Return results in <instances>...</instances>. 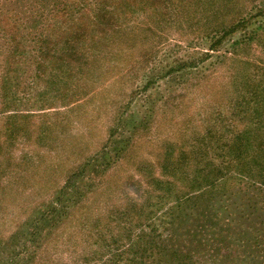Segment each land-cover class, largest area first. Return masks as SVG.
Masks as SVG:
<instances>
[{"label": "rangeland", "instance_id": "1", "mask_svg": "<svg viewBox=\"0 0 264 264\" xmlns=\"http://www.w3.org/2000/svg\"><path fill=\"white\" fill-rule=\"evenodd\" d=\"M258 1L232 2V12L229 0H109L113 29L94 28L69 61L56 43L72 37L58 15L71 0H0V264H102L126 244L152 246L149 263L264 264L262 177L232 160L220 167L222 147L254 123L231 110L237 88L264 85V34L217 49L206 37ZM256 6L249 31L264 20ZM253 127L264 135V121ZM208 132L221 138L213 147ZM221 168L228 175L215 182ZM205 224L221 228L207 236L212 247L185 236ZM167 241L178 260L159 255Z\"/></svg>", "mask_w": 264, "mask_h": 264}, {"label": "trees", "instance_id": "2", "mask_svg": "<svg viewBox=\"0 0 264 264\" xmlns=\"http://www.w3.org/2000/svg\"><path fill=\"white\" fill-rule=\"evenodd\" d=\"M88 1H90V3H92V5L94 7L90 3L88 4V2H86L87 4H85V3H80V4L76 3L75 4L74 1L71 0V3H68L67 8H60V10H58V15L60 17H63L62 22L64 24L65 23L71 24L70 26H68L71 28V30L67 31L65 34L72 36V37L71 38H64L62 40V42L56 43L58 45L62 43V47L59 50L60 51L63 50L64 52L66 51V53H67L66 57L67 58L69 57V61H75V59H78V60L80 59L78 50H79V48H81V43L85 40V38H86L85 36L87 34H90L91 32L95 31V29H96V31L102 32V33H105V30H107V29H111V30L113 29L109 26L113 25V19L115 17L114 16L115 8L110 9L107 7V3L109 0H96V1L95 0H88ZM113 1H118L117 5L124 4L125 6H132L131 3L133 2L134 4L137 5L136 6L137 9H142L143 5L146 3H148L150 6L154 7V6H158V4H160L163 1L167 2L169 0H113ZM175 1H176V4L178 7L179 6L186 7L188 4L191 3L192 0H175ZM229 1H230L229 3L231 6V9L233 6V4H231L232 2L235 3V1H236L237 4L239 2V0H229ZM261 4H264V0H259L256 4H253L249 8V10L246 9L244 11V13L239 14L238 18H236L234 21L231 20V23L226 24L228 27L222 28L223 29L222 31L213 29L212 30L213 33L210 32L206 36L207 38H210V40L212 39L211 40L212 44H210L209 47L214 48V49L221 48V45L223 43H231L230 46H235V45L242 44V43L243 44L248 43V42H250V40H254L256 38L257 39L260 38L258 33L264 34V20H257V25L254 26V29H252L251 31H249L248 29L252 25V21H251V19L253 18L252 16L255 15V12L257 10L259 11L260 6H256V5H261ZM91 9H92V11H91ZM183 9L184 8H181L180 12H182ZM230 10H228V13H230ZM127 11L128 10H125L122 14H126ZM232 12H234V9H232ZM258 15H260V12H258V14L255 16L257 17ZM70 17H72V22L67 21L68 18H70ZM227 22H230V21H227ZM73 26H75V27H73ZM239 29L242 32L241 37L239 39H236L233 42H231L232 37L226 38L227 35L235 32V31H239ZM47 41L48 40H46V38L43 37V38H41V41L38 44V51H39V53H41L40 59L43 60L44 62L46 60V52H45V50L47 49L46 44H48V45L50 44ZM52 49H54V48H52ZM47 53H49V55H50V52H47ZM194 67H195V65H193V68ZM260 82L261 81L254 82V84H257V87H261L259 89V92H257L254 85H249L247 90L246 91L244 90L241 93H240V91L243 89V87L237 88V93H238L237 96H239V101H235V103L237 104V108L235 107V108H233V110H231V113H232L231 115L234 117V115H235V114H233L234 109H237L238 111L240 110V113L245 114L247 119L250 118V120H254V123L251 124V126L249 124V126H247L244 130L238 132L234 136L232 135V137L228 140V144H226V145H228V147H222V148H224V150L226 152V153L222 154V157L226 158V160H225V162H223L224 166H223V164H220V167H225L226 161H228V162H230L231 160L235 161L234 166H237L240 169V170H237L236 172L247 173V175L248 174L254 175L256 178L262 177L260 180L259 179L258 180L261 183H264V135H262L259 138L255 137V132L257 129H259V127H257V129L255 127L252 128V126L258 125L259 122L264 121V85ZM245 104H246V106L243 108L242 106ZM240 108H242V109H240ZM260 129L262 130L263 128L260 127ZM211 133L212 132H208L206 134V139H207V142L208 141L211 142L208 144H210V146L213 147L214 145L212 142L213 141L217 142L221 138H219L213 134L211 136L210 135ZM263 134H264V132H263ZM210 146L205 145L204 150L208 151ZM200 150H201V148H200ZM93 161H95V160H93ZM86 165L87 164H85L84 166L82 165V166L85 167ZM198 171H200V170H198ZM211 172H213V171H211ZM79 173L80 172L75 173V174L78 175ZM81 173H84V170H82ZM211 175H213V174H211ZM227 175H228L227 172L221 168L219 170V172L216 174V181L215 182H217L220 178H224V176H227ZM49 211L41 213V214H37L36 216H32L33 220L39 218V220L34 221V225L36 222H39L41 220H45L46 214ZM65 213L66 212H63L61 217H64ZM186 220H191V219L188 218ZM46 223H48V222H46ZM217 223H219V221ZM172 224L176 225L175 229L177 228L180 232L184 233V230L182 228L178 227V224H179L178 221H176L175 223H174V221H172ZM29 227H31V225ZM41 227H42V229H44L45 225H42ZM205 228H206V230L204 231L203 229H205ZM188 229H189L187 232L188 234H186L185 236L188 235L190 237V242H192V243L195 242L197 244V246L212 247L209 245L210 240H207V236L212 237V236H216L217 234H220L219 230L221 228H218V226H216V225L206 226V224H205L202 226H196L195 225L192 228H188ZM21 235H23V234H21L20 231H18L17 233L11 235V238L14 242H18ZM35 235H36V232L35 233L33 232L31 235H29L30 238L28 241L30 242L31 240H34L31 238V236L34 238ZM174 236L178 237L177 232H175ZM141 237L142 236H139L137 238L141 240ZM179 238H180V236L178 237V239ZM122 246L123 245H121L120 248ZM213 247H216V246L213 245ZM120 248H118V250H117L118 251L117 258L118 259H116L115 261L114 260H107V262L103 261L102 264H119L118 260H120V259H122L121 261H123L124 264H165L166 263V262L164 263L163 260H158L157 262H150L149 263L147 259L151 255L152 246L147 245V244L145 246H143L142 248L140 247L139 249H134V247L130 244H126V248L123 247L122 248L123 250H121V251L119 250ZM212 249H214V248H212ZM22 253H27V252L22 251ZM131 254H132V256H131ZM140 255H142V256H140ZM159 255L160 256L168 255L169 257L166 258V260L169 261L170 259L174 258V261H176L179 259V250H177L176 248H173L171 246V244H169V241H167L161 245ZM139 256L141 257L140 260H138ZM34 257L36 258V255ZM124 258H125V260H123ZM158 258L163 259V257H158ZM187 259H188V261H186V262L180 259L178 264H190V259L188 257H187ZM240 260H244V259L241 258ZM215 263L220 264V262H215ZM18 264H28V262L18 263Z\"/></svg>", "mask_w": 264, "mask_h": 264}]
</instances>
